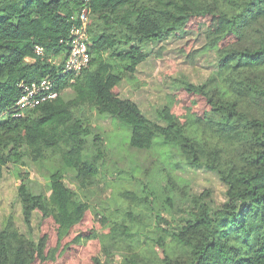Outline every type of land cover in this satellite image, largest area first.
<instances>
[{"label": "trees", "instance_id": "16d2710c", "mask_svg": "<svg viewBox=\"0 0 264 264\" xmlns=\"http://www.w3.org/2000/svg\"><path fill=\"white\" fill-rule=\"evenodd\" d=\"M83 12L90 60L73 75L64 61ZM201 24L216 70L202 83L175 78L177 93L156 114L161 123L149 120L119 96L120 81L147 58L132 42ZM45 77L58 96L13 117L18 84ZM93 113L125 125L130 148L167 146L176 158L171 169L184 163L216 172L225 201L210 209L205 192L193 195L190 219L166 227L149 186L133 187L131 172L116 167L111 199L91 216L77 190L87 191L105 165ZM54 155L77 190L54 171L49 195L37 193L19 171L23 220L40 213L38 239L9 218L0 229V264H264V0H0V177L7 164ZM164 172L161 192L171 204L179 184Z\"/></svg>", "mask_w": 264, "mask_h": 264}, {"label": "rangeland", "instance_id": "374dc122", "mask_svg": "<svg viewBox=\"0 0 264 264\" xmlns=\"http://www.w3.org/2000/svg\"><path fill=\"white\" fill-rule=\"evenodd\" d=\"M204 33L205 24H201L198 29H180L177 35L168 34L161 40L144 43L134 40L132 44L145 52L147 58L137 66L131 78L124 77L120 81L119 96L131 99L146 118L161 123L156 114L167 103L169 95L177 93L173 85L175 78L185 76L190 82L202 83L217 68L216 50L203 49ZM65 94L70 95L71 90L66 89ZM89 118L91 125L102 138L105 165L88 190H77L71 171L62 167L61 159L57 155L36 162L24 158L23 163L17 166L7 164L3 167L0 177V229L4 228L11 218L17 229L27 238L34 242L38 239L40 213L34 211L29 224L23 220L17 192L20 184L17 176L19 171L28 175L29 187L34 192L46 195H49L50 174L59 171L67 186L77 190L81 198L87 197L91 216L101 211L105 201L112 195L110 184L115 180L114 168L131 172L133 177L129 184L133 187L147 184L149 190L154 192L150 200L154 208L162 212L166 221L163 224L166 227L190 219L187 211L191 207L190 197L193 195L205 192L208 195L205 202L210 209L219 208L225 201L226 186L219 180L216 172L184 163L171 169L170 162L176 158L174 155H166L167 146L164 149L156 145L149 150L130 148L129 130L125 125L95 113ZM164 169L170 172L179 184L178 190L171 196V204L164 200V194L161 192ZM183 193L186 194L185 197ZM101 259L104 260V257L101 256ZM113 261L119 262L120 257L115 255Z\"/></svg>", "mask_w": 264, "mask_h": 264}, {"label": "built area", "instance_id": "2783aa9c", "mask_svg": "<svg viewBox=\"0 0 264 264\" xmlns=\"http://www.w3.org/2000/svg\"><path fill=\"white\" fill-rule=\"evenodd\" d=\"M80 21V25L71 29L69 48L64 61V72L73 75L86 68L90 60L87 46V16L84 12L80 15ZM35 53L42 55V48L35 46ZM18 86L21 92L15 101L13 117L22 116L25 112L58 96L53 78L45 77L30 83L21 81Z\"/></svg>", "mask_w": 264, "mask_h": 264}]
</instances>
